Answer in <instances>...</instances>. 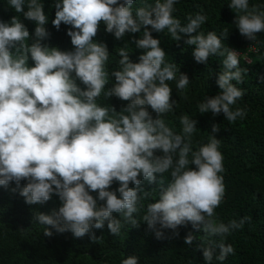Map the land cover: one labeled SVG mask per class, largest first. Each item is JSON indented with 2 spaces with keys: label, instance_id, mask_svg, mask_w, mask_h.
<instances>
[{
  "label": "clouds",
  "instance_id": "9594fccd",
  "mask_svg": "<svg viewBox=\"0 0 264 264\" xmlns=\"http://www.w3.org/2000/svg\"><path fill=\"white\" fill-rule=\"evenodd\" d=\"M249 2L230 0L227 6L236 13L239 33L256 41L257 34L264 33V8H250ZM134 3L53 0L52 25L57 30L62 23L71 26L67 35L73 50L62 51L45 43L50 33L43 0H7L9 9L34 22L35 28L30 35L17 15L9 22L0 20V187L15 183L12 192H6L18 190L28 205L44 204L53 195L59 198L61 206L51 214L33 210L29 215L28 224L43 226L45 236L51 237L54 229L71 232L75 238L87 234L96 241L92 230L103 229L105 222L117 236L126 225L137 226L142 201L153 195L143 190L147 181L155 183L157 174L170 176L167 188L147 204L143 221L157 239L163 238L162 229L179 235L177 229L188 223L221 237L220 243L200 250L205 264H213L214 257L222 262L234 252L223 238L242 228L247 217L227 224L211 219L225 193L219 175L224 170L223 155L215 137L219 129L213 125L210 141L193 150L196 120L181 116L179 133L168 126L165 117L177 105L168 82L175 80L176 89L182 91L190 80L175 63L166 62L161 42L152 33L167 30L174 41L184 39L195 46L193 57L198 63H207L210 56L223 57L216 80L220 93L205 97L197 107L201 114H223L229 122L245 116L243 109L232 110L244 95L233 83H242L245 74L239 66L240 54L225 47L215 32H198L207 20L202 13L188 16L182 26L173 16L178 0H154L135 9ZM101 23L116 40L141 34L131 41L142 50L139 62H132L124 43L116 49L118 69L108 70V47L93 39ZM110 79L112 87L106 88ZM102 93L106 101L117 97L128 103L117 112L108 103H97ZM21 181H26L22 188ZM117 182L119 187L110 190ZM18 200L15 195L11 200L15 208ZM17 219L13 217V226ZM194 240L189 232L184 243L191 246ZM138 260L130 256L121 264H138Z\"/></svg>",
  "mask_w": 264,
  "mask_h": 264
},
{
  "label": "trees",
  "instance_id": "16d2710c",
  "mask_svg": "<svg viewBox=\"0 0 264 264\" xmlns=\"http://www.w3.org/2000/svg\"><path fill=\"white\" fill-rule=\"evenodd\" d=\"M43 3L48 16L46 28L50 33L45 43L62 51L73 50L71 38L67 35L71 26L62 23L57 30L52 25L56 11L53 0H43ZM145 3L152 4L154 0H135L133 8L142 7ZM229 3L230 0H178L173 16L183 26L188 23V16L204 14L207 20L198 32L205 35L210 31L215 32L221 36L225 47L240 54L239 66L245 70V74L242 83H233L244 91V95L232 106V110L243 109V119L229 122L223 114H201L197 107L205 97L220 93L216 80L223 70V57L210 56L207 63H198L193 57L195 46L187 45L184 39L174 41L167 30L153 32L152 35L160 40L166 62L175 63L179 73L186 74L190 80L188 87L182 91L176 89L175 80L168 82L172 88L171 100L177 102L174 111L165 117L168 126L179 133L182 128L181 116L189 115L196 120L198 130L191 137L193 150L210 141L213 125L219 129L215 137L220 140L219 151L223 155L224 170L219 175L223 176L225 193L211 219L214 223L227 224L247 217L242 228L232 231L222 240L230 244L234 252L222 262L214 257L213 264H264V33L257 34L256 41L242 36L235 25L236 13L227 6ZM253 5L264 8V0H250L249 7ZM14 15L21 18L31 35L34 22L24 20L23 16L9 9L7 0H0V20L9 22ZM223 33H227L225 38ZM140 35H126L123 41L116 40L105 31V25L100 24L93 39L107 45L110 72L119 67L120 57L116 49L124 43H128L132 62H139L142 50L136 49L131 41L140 38ZM28 64L34 66L31 60ZM113 82L110 79L106 88H111ZM97 103H108L119 112L128 102L117 97L106 101L102 93ZM170 181V176L160 174H157L155 183L147 181L143 190L153 192V195L149 200L142 201L144 207L137 214L138 225H126L117 236L110 232L105 222L103 229L92 230L96 241L87 234L83 238H75L71 232L57 233L54 229H50L53 232L51 237L45 236L43 226L39 225L38 229L28 224L29 215L34 213L33 210L36 214H51L61 206L59 198L53 195L44 204L28 205L18 190L13 194L6 192L15 188V183H11L7 189L0 187V264H121L123 259L130 256H137L138 264H205L200 248L208 247L210 243H220L221 237L210 236L202 229H193L188 223L177 229L179 235H174L172 230L162 229L164 236L157 239L142 219L147 204L155 202L159 191L167 188ZM24 182L26 184V181H21V188ZM118 187V182L113 183L110 190ZM91 194L94 197L97 195L95 192ZM14 195L22 200H18V208L11 203ZM113 216L120 219L117 213ZM13 217L18 218L15 226ZM189 232L195 236L191 246L184 243Z\"/></svg>",
  "mask_w": 264,
  "mask_h": 264
}]
</instances>
